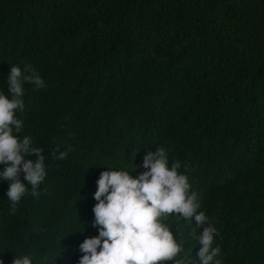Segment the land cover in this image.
<instances>
[{
  "label": "trees",
  "instance_id": "1",
  "mask_svg": "<svg viewBox=\"0 0 264 264\" xmlns=\"http://www.w3.org/2000/svg\"><path fill=\"white\" fill-rule=\"evenodd\" d=\"M13 65L45 83L23 85L13 135L42 149L46 176L38 196L27 185L15 213L0 180L2 264L24 255L78 264L79 245L99 234L100 173L137 178L157 147L169 167L181 162L204 227L216 229L213 264H264V0H0V94L9 99ZM164 223L180 255L199 264L194 217Z\"/></svg>",
  "mask_w": 264,
  "mask_h": 264
},
{
  "label": "clouds",
  "instance_id": "2",
  "mask_svg": "<svg viewBox=\"0 0 264 264\" xmlns=\"http://www.w3.org/2000/svg\"><path fill=\"white\" fill-rule=\"evenodd\" d=\"M11 99L0 94V164L6 165L0 171V180L9 181L6 196L11 202V211L31 186V195L38 196L37 189L44 181L45 156L42 149L32 147L28 136L18 139L13 129L20 133L23 121L16 117V111H24L25 83L36 88L45 86L39 73L29 65L22 69L18 65L10 68L8 77ZM70 150V149H69ZM31 154L35 160H26ZM54 159L63 160L67 152H52ZM146 169L137 178L127 171L106 170L96 181L97 190L93 198L92 227L98 228V236L86 238L80 245L83 253L78 264H193L181 256L182 242L178 243L169 227L164 223L175 214L188 221L194 217L196 228L191 238L201 245L197 252L199 264H213L220 254L219 247H213L216 229L208 223L197 194L191 191L188 178L180 174V161L169 167L168 153L164 147L147 152L143 157ZM24 173L23 183L20 179ZM203 228L198 235L196 229ZM61 255V254H60ZM2 264V261H0ZM12 264H33L29 255L14 257ZM215 264H220L219 260Z\"/></svg>",
  "mask_w": 264,
  "mask_h": 264
}]
</instances>
